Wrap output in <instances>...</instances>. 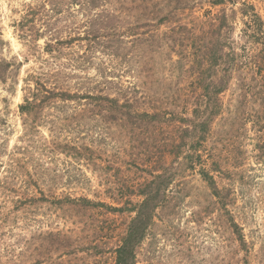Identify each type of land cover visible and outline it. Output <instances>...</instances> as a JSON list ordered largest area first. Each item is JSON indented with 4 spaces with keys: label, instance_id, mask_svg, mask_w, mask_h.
<instances>
[{
    "label": "rangeland",
    "instance_id": "obj_1",
    "mask_svg": "<svg viewBox=\"0 0 264 264\" xmlns=\"http://www.w3.org/2000/svg\"><path fill=\"white\" fill-rule=\"evenodd\" d=\"M263 43L264 0H0V264H114L152 189L135 264H264Z\"/></svg>",
    "mask_w": 264,
    "mask_h": 264
},
{
    "label": "trees",
    "instance_id": "obj_2",
    "mask_svg": "<svg viewBox=\"0 0 264 264\" xmlns=\"http://www.w3.org/2000/svg\"><path fill=\"white\" fill-rule=\"evenodd\" d=\"M221 2V0H217ZM253 24L257 27L260 26V19L257 16H254ZM163 21V20H162ZM256 29V27H255ZM264 44V43H263ZM48 48V47H47ZM206 57L207 54L205 53ZM208 58V57H207ZM209 60V59H208ZM4 80L3 77L0 75V81ZM31 98L28 99L25 97L24 104L20 106L21 112H28L29 109L38 105L37 102L43 106L44 104L50 102L53 99H59L60 101H67L73 100L76 97L62 89L57 88H47L44 84L36 83L35 88L31 91ZM40 98V99H38ZM110 102L113 106L118 107L116 100L113 99H106ZM203 179L207 182L208 186L212 189V192L215 196L219 195V190L215 185V182L208 173L202 172ZM162 175L157 176L156 179L161 181ZM147 190H150L147 189ZM157 192L153 189L148 193H142L144 199L133 208L134 217L130 221L127 231L122 238L120 244L115 249V258L114 264H135V252L136 248L142 243L145 237L147 226L150 223L152 215H154V210L157 206ZM67 203L70 206H77L80 207H87V208H96L99 206L100 203L91 202L85 198L79 199H66ZM64 240L69 244L70 243V235L63 236ZM68 248H71L70 244Z\"/></svg>",
    "mask_w": 264,
    "mask_h": 264
}]
</instances>
